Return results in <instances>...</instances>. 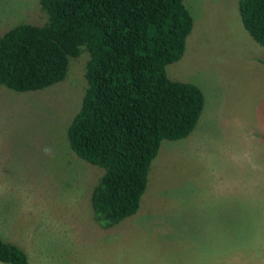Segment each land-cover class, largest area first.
Here are the masks:
<instances>
[{
  "label": "rangeland",
  "instance_id": "obj_1",
  "mask_svg": "<svg viewBox=\"0 0 264 264\" xmlns=\"http://www.w3.org/2000/svg\"><path fill=\"white\" fill-rule=\"evenodd\" d=\"M238 0H182L192 19L168 79L197 86L202 112L162 141L136 212L108 228L89 203L102 170L68 148L85 81L82 53L34 92L0 86V238L29 264H264V47ZM38 0H0V35L39 25Z\"/></svg>",
  "mask_w": 264,
  "mask_h": 264
},
{
  "label": "trees",
  "instance_id": "obj_2",
  "mask_svg": "<svg viewBox=\"0 0 264 264\" xmlns=\"http://www.w3.org/2000/svg\"><path fill=\"white\" fill-rule=\"evenodd\" d=\"M44 22L0 35V86L34 92L61 82L87 55L78 110L65 127L69 150L102 173L89 203L103 229L138 209L162 141L186 138L202 112L201 90L167 78L192 19L182 0H38ZM242 28L264 47V0H238ZM0 263L28 264L0 238Z\"/></svg>",
  "mask_w": 264,
  "mask_h": 264
},
{
  "label": "crops",
  "instance_id": "obj_3",
  "mask_svg": "<svg viewBox=\"0 0 264 264\" xmlns=\"http://www.w3.org/2000/svg\"><path fill=\"white\" fill-rule=\"evenodd\" d=\"M15 245V244H14ZM17 246V245H16ZM0 264H2V263H0ZM29 264V263H28Z\"/></svg>",
  "mask_w": 264,
  "mask_h": 264
}]
</instances>
